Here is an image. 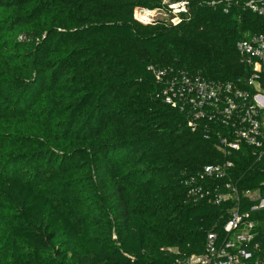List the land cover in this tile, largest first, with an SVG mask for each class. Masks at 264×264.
<instances>
[{"label":"trees","instance_id":"16d2710c","mask_svg":"<svg viewBox=\"0 0 264 264\" xmlns=\"http://www.w3.org/2000/svg\"><path fill=\"white\" fill-rule=\"evenodd\" d=\"M183 2L176 25L135 16ZM262 2L0 0V264H188L221 245L235 204L191 203L184 175L230 161L264 194V156L193 132L154 71L246 86L237 45L264 37Z\"/></svg>","mask_w":264,"mask_h":264},{"label":"built area","instance_id":"2783aa9c","mask_svg":"<svg viewBox=\"0 0 264 264\" xmlns=\"http://www.w3.org/2000/svg\"><path fill=\"white\" fill-rule=\"evenodd\" d=\"M230 5L233 0H221ZM176 6L174 25L180 22L179 14L187 13V3ZM264 13V2L251 5ZM227 12V11H226ZM240 61L249 69V76L242 88L238 82H214L172 68L154 71L162 83V100L165 104L184 113L193 132L206 128L225 127L219 135V149L224 153L241 151L243 145L251 147L259 158L264 156V37L254 35L237 45ZM230 161L204 166L195 174L184 175L188 200L193 204L207 202L221 205L234 203L225 226L228 236L219 245V237L210 233L206 252L193 255L188 264H264V240H258V225L252 216L264 210L261 191L240 193L230 181ZM244 200L251 203L246 209ZM246 209V210H245Z\"/></svg>","mask_w":264,"mask_h":264},{"label":"rangeland","instance_id":"374dc122","mask_svg":"<svg viewBox=\"0 0 264 264\" xmlns=\"http://www.w3.org/2000/svg\"><path fill=\"white\" fill-rule=\"evenodd\" d=\"M168 9L167 10H161V11H154V12H149L146 10H137L135 12L136 18L144 23H152L154 21H165V22H172L173 21V16L174 18L177 16L175 14L176 12V6L177 4H170L168 3Z\"/></svg>","mask_w":264,"mask_h":264}]
</instances>
